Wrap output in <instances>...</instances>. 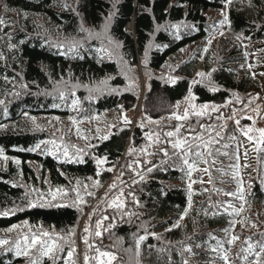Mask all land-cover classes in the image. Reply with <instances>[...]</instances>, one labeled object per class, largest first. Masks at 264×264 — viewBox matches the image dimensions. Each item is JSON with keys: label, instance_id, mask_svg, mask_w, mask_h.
Wrapping results in <instances>:
<instances>
[{"label": "trees", "instance_id": "obj_1", "mask_svg": "<svg viewBox=\"0 0 264 264\" xmlns=\"http://www.w3.org/2000/svg\"><path fill=\"white\" fill-rule=\"evenodd\" d=\"M251 4L249 7V0H233L229 6L224 0H0V18L7 24L0 26V53L6 57L0 60V99L5 100V105H0V125L6 126L0 128V148L8 157L4 167L0 164V212L24 208L8 216L0 215V230L28 221L32 229L43 228L53 238L62 235L76 246L78 224L97 190L88 184L96 180L103 186L111 176L108 169L97 175L96 158H106V167H114L121 160L117 174L125 181L132 180L122 195V204L111 210L102 205L98 217L104 220L105 230L94 240L95 247L113 253L117 257L115 264H183L185 260L187 264H225L222 252L210 249V245L217 244L212 237L225 242L229 255L233 249L227 241L249 225L252 231L258 228L253 234L255 243L264 242V189L260 183L264 177L258 175V159L256 164L245 163L237 182L228 178L234 164L230 160L210 185L201 184L200 174L189 176L180 157L173 155L178 150L167 141L175 136L169 139L164 131L161 147L168 150L169 156L153 149L145 173L128 175L127 166L133 159L126 154L127 148H139L146 140V129H130L122 124L107 139H93L91 148L79 159H59L42 149L27 151L41 140H52L50 132L43 126H33L30 117L66 118L70 113L71 99L66 96L62 102L54 91L61 78L67 83H60L59 88L66 93L72 91V85H79L75 89L81 100L79 117L128 113L139 101V113L152 120L168 119L189 90L199 105L237 103L238 107L239 101L261 96L264 82L260 70H264V65H257L261 64L259 61L249 64L248 57L264 54V0H251ZM223 11L227 17L223 35L212 48L201 49L219 30L217 21H210L208 14ZM110 13L114 15L107 36L120 48H109L132 69L131 80H137L139 60L146 61L145 73L150 77L141 99L138 89L125 90L126 73L119 66L118 56L101 60L92 50L100 47L102 41L105 43L103 39L83 43L76 57L63 55L54 46L72 39L83 42L87 33L80 31L81 24L99 32ZM173 25H180L178 32ZM198 72L205 76L197 75ZM102 81H108L107 87ZM97 87L102 91L89 95L88 89ZM166 126V133L176 128L174 121ZM225 134L229 138L230 129ZM239 141L238 134L232 143H227L231 157L237 152ZM242 182L245 195L238 204L243 218L236 220V209L230 204L233 198L225 193H235L234 198L242 196ZM57 188L62 189V195L53 199L51 191ZM77 191L83 202L77 200ZM28 199L39 203L27 208ZM70 229H74V235H70ZM223 229L229 231L225 233ZM141 236L146 238L137 249L136 241ZM64 246L67 248V244ZM186 246L191 247V253L184 251ZM0 264H24V258L3 251ZM42 264L50 262L44 260Z\"/></svg>", "mask_w": 264, "mask_h": 264}, {"label": "rangeland", "instance_id": "obj_2", "mask_svg": "<svg viewBox=\"0 0 264 264\" xmlns=\"http://www.w3.org/2000/svg\"><path fill=\"white\" fill-rule=\"evenodd\" d=\"M208 17L210 21H217L216 24L219 26V30L216 31L213 36H211V38L202 45L201 49L204 50L212 48L217 38L226 27L225 11L219 13H209ZM222 21L223 24H221ZM102 29H99V32H101ZM93 33H97V31ZM94 39L96 38H84L83 43L92 41ZM103 40L105 43L101 40L102 43L109 47L110 45L108 44L107 39ZM259 53L260 52L256 53L255 55H250L248 57V63L253 64L254 62L259 61L261 64L257 65H264V54ZM185 54L186 53H183V55ZM119 66L122 68L123 73H126L125 78L127 83L125 90L138 89L139 99H141V97L146 92L145 90H147L149 81L148 79L150 77V75L145 73L146 61L143 59L139 60L137 64V80L135 81L129 78V76L133 77L131 75L132 69H130L122 61H119ZM260 71L261 74L264 73V70L261 69ZM167 75L170 76V74ZM153 76L154 75H152L151 78ZM262 77L264 82V75H262ZM97 93H99V91H93L91 94L89 93V95ZM75 94V97H71L70 95L67 96L71 100L75 98L79 99L76 91ZM192 96L194 97L193 93ZM158 102L161 103L162 101L159 100ZM80 103L81 100L79 99V103L75 106V108L71 106V102L69 103L70 113L66 118H40V120L38 119L33 122V126L37 128L43 126L48 132H50L52 139H54L56 144L59 146L54 153V155L59 159L69 160L63 155L64 146L68 147L69 156L72 157V159L77 158V156L83 157V155H85L91 148L93 139L97 137H108L113 131L116 130L119 124H122L123 127H129L130 129L139 126L142 130L146 129L144 134L146 140L139 148L134 149L128 146L126 154L130 155L129 157L133 160L128 164L127 171L129 173L128 175L133 173V176L136 175L135 173L144 174V167H146L145 165H147L150 161V157L153 153L152 150L158 149V152L162 151L161 144L164 142V134L162 133L164 131L166 133L168 129V126L166 125H169L172 121H174L175 126H181L180 132L178 134L181 139H190L192 135L200 134L205 140L211 139L213 141L209 149L203 150L205 152L204 157L197 161V167L191 173L192 178L200 174L198 178L202 181L201 184L205 182V184L208 183V185H210L215 174H218L220 171H222V169L225 168L230 160L234 161V164L228 171L229 173H232V176L228 177L232 181H239L241 177L240 172H242V168L246 162L248 163L250 161L254 164L255 160L257 159L260 161L261 167L259 168L260 172L258 175L262 178L264 177V144L260 143L261 137L259 132V129H264V90L261 96L251 97L248 101H239L238 104L240 106L238 107L237 103L233 105L231 103H226L222 105H216L219 107L215 109L213 108V105L210 104H205L208 105V107L201 109V105L197 104L195 99H192V97L187 95L183 101L177 103L176 111L173 113V115L168 119L163 120L161 118L159 120H152L139 113V101L135 109L128 113L117 111L109 112L102 117H79L77 112L80 114ZM185 111L188 112V118L186 120L175 119L176 115L183 116ZM197 113L201 114L197 115ZM70 117L72 119H70ZM237 120H239V124L236 123ZM73 121H75V123ZM126 121L128 123H126ZM201 125L204 127L202 128ZM77 129H79V131H77ZM227 129H230L229 138H227L225 134ZM248 129H251V131H248ZM245 131L248 132L247 136L244 135ZM238 134L240 135V141L237 148H235L237 152L231 157V154L228 149H226L225 145L228 146L227 143H232ZM148 135L152 136L151 141L147 138ZM249 136L252 137L251 140L248 139ZM168 138L170 139V137ZM175 138L177 137L175 136ZM175 138L173 140L170 139L169 141L174 142ZM52 148L53 146L51 144H42L39 150L42 149L44 152L53 154ZM77 149H81L82 151L77 153ZM207 151H211L212 155L207 156ZM223 153H227L228 155H224ZM131 154L133 156H131ZM256 154H259L258 158ZM191 159L196 158L191 157L190 160ZM203 159H207L208 163H204ZM213 161L215 162L213 163ZM7 162L8 160L0 158V164H2L3 167L7 164ZM118 164L114 167H106L105 163L97 165L99 173L105 169H111V176L103 186H99V183L96 180L91 181L88 184L89 188L95 187L97 190L94 194V201L85 209L83 218L80 220L77 227V245L75 246L77 250V257L74 258L78 261V264H83L85 252H87L88 256L90 257L89 264H100L101 261H103L104 264H108V258L101 257L99 252L96 251L97 247H95L94 240L98 237L95 235L97 231H100L102 235L105 230L103 226L104 220L98 219V217L101 216L100 208L102 205H105L107 206V209L111 210L113 207L122 204V195H124L126 188L129 186L128 184L132 182L131 179L125 181L117 174ZM185 167L187 168L186 165ZM205 169H207V171H205ZM224 173L225 171L222 172V175H224ZM260 183H262V188L264 189V179H261ZM241 187L243 188V199H240V194L235 196V198L233 196H229V199L233 198L230 204L236 209V220L240 219V217L241 219L243 218L240 215V211L237 214V210L240 208L238 203H241V201L244 200L245 195V184L243 182L241 183ZM53 194H55V198H59L62 195L61 192L57 193L56 191H51L50 196L53 197ZM89 217H91V220H89ZM97 221H100L99 228L96 226ZM242 223L247 224L245 222ZM18 225L19 227L13 228L11 231H9L10 228L0 230V240L10 241L9 244H5L0 247V253L3 251H10L9 249H12L10 252H14V244L17 240H19L21 242V246H23V240L25 236L31 237L33 233L38 232L37 230L32 229L30 226H25L23 222ZM85 227L88 228L87 233L84 231ZM255 231H252L249 225L248 228H240L237 233L234 234V236H237L239 239L231 244L233 250H231V253L228 255L229 261H241V264L243 263L240 257L243 256L244 253H241V249L247 246V242L257 244L253 240V234ZM85 236L88 238V245H85L84 243ZM89 245L92 247H89ZM30 255L38 256L39 253L34 249ZM22 258H24V264H29L28 258ZM248 259L251 260L253 257L249 256ZM44 260L48 259L43 258L41 260V264ZM48 261L51 264V261ZM115 261H113L112 264H115Z\"/></svg>", "mask_w": 264, "mask_h": 264}, {"label": "snow or ice", "instance_id": "obj_3", "mask_svg": "<svg viewBox=\"0 0 264 264\" xmlns=\"http://www.w3.org/2000/svg\"><path fill=\"white\" fill-rule=\"evenodd\" d=\"M225 2V6H229L232 4L233 0H224ZM251 0H249V7H251ZM65 7H67V5H65ZM113 7H115V5H113ZM9 9L7 8V6H5V11H8ZM114 13H110L108 17H106V21L105 24L103 26V29L101 32H97V33H93L91 30L85 29L83 24H81L80 27V31L81 32H86L87 33V37L88 38H96L98 40L101 39H107L108 40V44L109 45H114V49H119L120 48V44L117 42H114L112 39H110L107 36V32H108V24L111 21L112 17H113ZM225 20H227V17H225ZM221 24H223V21L221 22ZM0 26H4L7 27V24L5 22V20L3 18H0ZM158 26V29L159 30ZM171 27H174L176 29V31H179L180 25H173ZM2 30V29H0ZM167 30V29H165ZM221 35H223V33H221ZM178 38V37H177ZM58 50H60V53L63 55H69L71 54L73 57L79 56V49L82 48L83 42L81 41H77L75 39L70 40L67 44L64 43H60V44H56L54 45ZM13 46L10 44L9 48L11 49ZM66 49V51H65ZM114 49H110L109 47L105 46L103 43H101V46L98 48H94L92 49L95 53L98 54L99 59H103L105 56H107L109 59H111L114 55L118 56V53L114 50ZM145 56H147V51L145 52ZM81 59L83 58L82 56L80 57ZM118 58L122 61V57ZM6 57L0 53V60H5ZM197 75L204 77L205 73H198ZM261 75H264V73H262ZM5 81L9 80V77L5 76L4 77ZM174 82V81H173ZM60 83H67L65 81H63V78H61L60 82H57V86L56 88H54V91L58 93V98L63 102L66 99L67 95H70L71 97H75V89L77 87H79L78 84H74L72 85V91L70 93H66L65 91L61 90L59 88V84ZM103 85H105V87H107V81H102L101 82ZM26 87V86H25ZM211 90L215 91V88H212ZM89 93L91 94L93 91H102V89H100L99 87L93 89V88H89L88 89ZM112 91H116V89H112ZM12 95H19V93H10ZM189 97H192V99H195V97L192 96L191 90H189ZM79 103V99L75 98L71 100V106L73 108H75V106ZM0 105H5V100L4 99H0ZM53 107H59V105L57 104H53ZM208 105H201V109L203 108H207ZM219 106L213 105V108H217ZM4 114L7 115V108L4 109ZM201 113H197V115H200ZM25 116H27V113H24ZM188 118V112L185 111L183 116L180 115H176L175 119L176 120H186ZM219 118V117H218ZM31 120H33V122L35 121V117H30ZM58 119V118H57ZM70 119H72L70 117ZM75 123V121H73ZM152 122V121H150ZM126 123H128L126 121ZM237 124H239V120L236 121ZM6 127L5 125H0V128ZM180 125H177L174 131H168L167 133H165V135L167 137H174L176 136V140L174 142L172 141H167L168 143H171L172 148L175 150H179V152H173V155H178L180 157V161L183 165L187 166L188 169V175L191 176L192 171H194L197 167V161L201 160L202 157H204L205 152L203 150H207L209 149L210 145L212 144V140L208 139L205 140L203 138L202 135L200 134H194L191 136L190 139H181L178 134L180 132ZM201 127L203 128L204 126L201 125ZM77 131H79V129H77ZM248 131H251V129H248ZM260 132V143L264 144V129H259ZM244 135H248V132L245 131ZM108 137L105 136L103 137V139H107ZM150 141L152 140V136L148 135L147 137ZM249 140L252 139L251 136L248 137ZM41 144H51L53 146L52 148V152L53 154L55 153V151L57 150V148L59 147L56 144V141L54 139L52 140H41L39 143H37L35 145L34 148H29L27 149V151H34L36 149H39ZM225 147H227V145H225ZM81 149H77V153L81 152ZM163 151V155L165 157L169 156L168 150L167 149H162ZM224 155H228L227 153H223ZM63 155L65 157H67L69 160L72 159V157L69 156V151H68V147L64 146L63 148ZM212 152L211 151H207V156H211ZM191 157H195L196 159H191ZM0 158L3 159H8V157L4 156V150L2 148H0ZM77 159H79V156H77ZM106 162V158H96V163L97 165H101L104 164ZM204 163H208L207 159H203ZM215 161H213L214 163ZM17 164H19L20 162L17 160L16 161ZM162 163H164V161H162ZM111 170V169H109ZM183 170V169H181ZM149 171H151V169H149ZM205 171H207V169H205ZM97 175H99V172H97ZM77 184H79V181H77ZM20 185L17 184H13V187H18ZM87 186L85 185V188ZM189 188H191V185H189ZM33 191H36L35 189H33ZM56 192H62V189L57 188ZM29 195V193L26 191L25 192V196L27 197ZM64 195H67L66 192H64ZM89 195H91V193H89ZM225 195L227 196H233L235 195V193H229L226 192ZM76 197L77 200L80 202H83L82 197L80 196L79 191L76 192ZM40 199H43V196L40 195ZM53 199H55V194H53ZM191 199V193L189 195V200ZM240 199H243V196H240ZM39 200L37 201H33L31 199L27 200V204L25 205V207L27 208H34L38 205ZM41 207H43V204H40ZM228 207H231V205L229 204ZM23 211L24 208H20V207H14L11 209H5L2 212H0V215L3 216H8L11 214H14L16 211ZM243 209H239L237 210V214L239 211H242ZM187 210H185L186 212ZM106 218V217H105ZM184 217L181 216V219H183ZM89 220H91V217H89ZM25 226H28V221H24L23 222ZM96 226L97 228L100 227V221L96 222ZM19 227V225H13L9 231H11L13 228ZM84 231L87 233L88 232V228L85 227ZM223 231L225 233H227L229 231V229H223ZM70 235H74V229H70L69 230ZM96 236H100L101 233L100 231H97L95 233ZM155 235V234H153ZM146 237L141 236L139 237V240L136 241V247L137 249L139 248V243L140 241L144 240ZM212 239H216L217 240V244L215 246H211L210 245V249L212 252H222V259L224 260L225 264H229V258H228V251L230 249L225 248L224 247V241L219 240L216 237H212ZM237 239H239L237 236H231V238L227 241V243L229 245H231L232 243H234ZM63 242V243H62ZM10 241L8 240H0V247H2L5 244H9ZM84 243L85 245H88V238L87 236L84 237ZM65 244H67V248H65ZM89 247H92L91 245H89ZM197 247H200V245H197ZM36 250V252L39 253L38 256H32L30 255L33 250ZM258 249V250H257ZM10 251L12 249H9ZM97 252H99V255L101 257H107L108 258V264H112L113 261H115L117 259V257L108 251H100L99 248L96 249ZM184 251L191 253L192 249L190 246H186L184 247ZM241 252L244 253L243 256L240 257V259L242 260L243 264H264V242H260L258 244H253L251 242H247V246L245 248L241 249ZM14 254L17 257H25L28 258V262L29 264H41V260L43 258H47L48 260L51 261V264H78V261L74 258L77 255V250L75 247V242L74 241H68L64 236L57 234L55 236V238H53V234L43 230V228H41L37 233H33L31 235V237L25 236L24 240H23V246H21V242L19 240L16 241V243L14 244ZM249 256L253 257V259L249 260ZM90 261V257L88 256L87 252H85L84 254V258H83V264H89ZM100 264H104L103 261L100 262ZM183 264H187V261H183Z\"/></svg>", "mask_w": 264, "mask_h": 264}]
</instances>
